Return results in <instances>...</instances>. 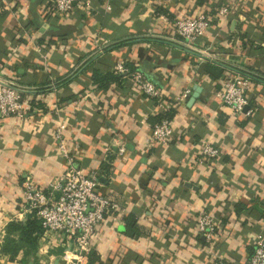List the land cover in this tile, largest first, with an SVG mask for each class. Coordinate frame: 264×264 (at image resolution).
<instances>
[{"label": "crops", "instance_id": "0c3cea01", "mask_svg": "<svg viewBox=\"0 0 264 264\" xmlns=\"http://www.w3.org/2000/svg\"><path fill=\"white\" fill-rule=\"evenodd\" d=\"M228 1L79 0L60 17L50 11V0H0V77L31 88L24 92V117L0 118V264H67L66 257L75 258L74 243L62 235H41L36 249L21 248L14 257L3 251L9 224L30 215L25 175L47 188L65 169L55 139L60 125L77 164L100 171V191L125 209L100 225L84 263H247L257 235L264 234V80L252 78L253 114L236 115L216 96L230 69L224 67L216 81L205 70L213 61L141 38L171 35L176 17L209 13L211 27L197 45L264 79V0H232L233 12L218 15ZM127 61L158 83L165 99L203 87L192 107L189 97L175 106V135L167 144L148 142L150 119L165 108L130 76L105 89L91 79L93 69ZM202 138L220 148L218 159L198 162ZM122 146L125 151L117 153ZM207 211L222 222L209 242L196 230ZM127 214L136 218L137 235L125 232Z\"/></svg>", "mask_w": 264, "mask_h": 264}, {"label": "built area", "instance_id": "2783aa9c", "mask_svg": "<svg viewBox=\"0 0 264 264\" xmlns=\"http://www.w3.org/2000/svg\"><path fill=\"white\" fill-rule=\"evenodd\" d=\"M1 1L6 2L7 0ZM78 1L50 0L49 9L53 15L61 17L72 11ZM231 2L232 0L222 2L218 8V15L227 16L233 12L235 5L231 6ZM239 6L241 7V5ZM106 8L111 9V5L107 3ZM241 8L246 9L247 7L242 4ZM160 17L166 21L169 20L164 14H161ZM211 18L209 13L185 14L176 17L171 21L173 33L168 36L202 49L197 45V42L211 27ZM202 50L216 56L208 50ZM113 68L117 73H128L139 91L149 98L156 99L160 105L164 106L165 112L175 108L192 92L191 89L187 88L174 98L165 99L159 84L150 79L144 71L139 69L130 71L123 62L117 63ZM239 72L232 69L227 71L222 87L217 91L216 96L236 115H251L254 109L250 107L249 91L253 77ZM23 93L17 88L3 83L2 78H0L1 119L10 115L24 117L27 114L28 109L24 102ZM174 135L172 121L165 118L151 128L148 142L150 144H167ZM55 139L58 142L60 154L65 160V169L63 173L50 181L47 188L39 186L32 175H25L23 181L24 207L28 213L41 221L43 237L62 235L72 240L75 246L73 255L75 258L66 257L67 264H86L83 260L88 258L93 248L94 237L100 225L108 220L116 221L125 209L119 202L100 191V171L86 170L77 164L63 136V125L57 129ZM106 150L108 152L115 151L110 146L106 147ZM124 151L125 148L122 146L116 152L123 153ZM220 155V148L213 144L209 138L201 139L197 156L198 162H213ZM221 223V219L215 214L208 211L203 212L197 218V233L206 241H212L218 234ZM217 263H221V258H218ZM229 264L237 263L230 262ZM246 264H264V234L257 235L253 242V252Z\"/></svg>", "mask_w": 264, "mask_h": 264}, {"label": "trees", "instance_id": "16d2710c", "mask_svg": "<svg viewBox=\"0 0 264 264\" xmlns=\"http://www.w3.org/2000/svg\"><path fill=\"white\" fill-rule=\"evenodd\" d=\"M159 12H166V9L159 7ZM125 65L129 68L130 71L137 70V66L132 62H125ZM205 70L207 74L214 80L218 81L223 76L225 68L217 63L207 62L205 66ZM129 77L128 73H117L114 71V68L106 71H102L101 69H93L91 74V79L94 84L98 85L99 88L105 89L110 87L112 84H121ZM23 95H25L23 93ZM174 108L164 112L157 114L151 117V124L154 126L155 124L160 123L163 119L167 118L172 120L175 115ZM243 204V203H240ZM264 216V211L262 212ZM126 222V233L131 235H137L138 227L136 218L133 214H127L124 216ZM18 234V239L11 237L12 234ZM43 233V227L41 221L34 215L30 214L26 220L20 221L15 220L12 221L8 226V239L7 243L3 246L4 252L11 253V256L14 257L21 248H25L26 252H30L33 249L37 248V240Z\"/></svg>", "mask_w": 264, "mask_h": 264}, {"label": "water", "instance_id": "95a60500", "mask_svg": "<svg viewBox=\"0 0 264 264\" xmlns=\"http://www.w3.org/2000/svg\"><path fill=\"white\" fill-rule=\"evenodd\" d=\"M141 38H151V39H156V40H159V41H164V42H167V43H170V44H173L189 53H192V54H195L197 56H200L202 58H205V59H209L217 64H220L222 65L223 67H226V68H230L232 70H235V71H240V72H243L251 77H255V78H261V80H264L262 79V77L256 75L255 73H253L252 71L250 70H246V69H243L233 63H229L228 61L224 60V59H221L219 57H216V56H213L211 53L209 52H206L202 49H199V48H196V47H193V46H190V45H187L179 40H176L172 37H169V36H165V35H159V34H150V35H144L143 37ZM132 40V39H131ZM114 45V44H113ZM113 45H110L109 47L113 46ZM96 57V55H95ZM79 72L76 73V75L78 74ZM2 78V82L7 84V85H10L12 87H15L17 88L18 90L22 91V92H28V91H31V88L25 86V85H22L20 83H17L15 81H12V80H9V79H6V78H3V77H0ZM203 90V87L201 85H198L196 84L194 87H193V91L191 93V95L189 96L188 98V101H187V105L189 107H192L194 105V103L197 101V99L200 97V94Z\"/></svg>", "mask_w": 264, "mask_h": 264}]
</instances>
